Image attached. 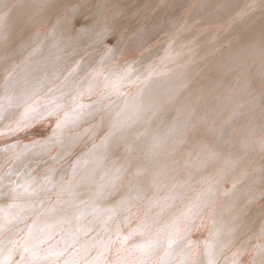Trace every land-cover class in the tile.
<instances>
[{
    "label": "rangeland",
    "instance_id": "1",
    "mask_svg": "<svg viewBox=\"0 0 264 264\" xmlns=\"http://www.w3.org/2000/svg\"><path fill=\"white\" fill-rule=\"evenodd\" d=\"M2 1H10L11 10L24 0ZM66 2L48 18L30 20L32 24L22 35L30 42L23 43L14 54L0 52V106L6 102L13 106L0 118V182L5 189L0 198V264H31L34 256L36 264H84L94 256L101 257L95 264H196L215 235L214 224L224 215L222 208L242 186L254 187L258 180L262 183L250 192L253 200L247 208L248 222L244 219L236 231L232 252H224L219 259L213 254L206 256L205 264H264V112L250 111L264 99V73L261 77L249 75L255 62L264 71V64H260L264 47L250 51L252 44L240 43L251 25L264 17V0ZM96 11L105 17L103 26L98 25L77 45L57 53L55 62H42L49 57L48 49L57 48L61 38H66L65 29L52 33L55 25L73 21L69 28V36H73ZM74 14L77 16L72 19ZM0 28L6 31L7 26ZM16 34L0 37V44ZM236 51L226 57V53ZM219 58V65H215ZM38 63L40 68H29ZM24 71L27 76L17 78ZM251 79L257 80L256 84L239 94L242 81ZM169 80H173L172 85ZM219 83V91L208 98H218L216 102L207 100L198 105L191 99L200 91L204 96ZM152 85L161 95L151 94L149 99L146 91ZM187 104L194 106L188 110L194 120L178 128L179 124L171 120L179 118ZM225 104H230L228 111L223 108ZM130 112L134 121L127 124L123 118ZM246 112L250 113L247 117ZM157 113L165 116L163 126ZM227 119L231 121L228 126ZM115 128H136L128 136L130 146L137 147L116 145L114 156L105 157L108 163L132 159L154 163L149 166L146 190L124 214L129 222L103 253L94 251L80 258L73 255L79 245L94 237L112 212L110 208L99 213V209L115 204L123 192L118 188L107 196L95 217L84 214L86 223L93 222L87 227H69L76 223V214L56 227L61 214L55 215L51 208L84 181L90 169L80 174L78 161L87 151L110 152L105 143L112 141ZM224 128H229L225 137ZM144 132L153 133L148 142L140 136ZM41 145L51 146L52 152L44 149L32 154ZM161 166L165 167L164 175L157 176ZM30 169L34 177L21 175ZM54 172L53 185L41 192L40 179ZM258 172V178L251 180ZM121 176L124 183L131 178L126 172ZM26 189L35 192L20 198L32 208L10 215L7 206ZM90 196L95 200L100 197L98 192ZM53 228L52 238L45 236ZM54 245L59 254L51 257L46 250ZM171 250L176 253L169 256Z\"/></svg>",
    "mask_w": 264,
    "mask_h": 264
},
{
    "label": "bare ground",
    "instance_id": "2",
    "mask_svg": "<svg viewBox=\"0 0 264 264\" xmlns=\"http://www.w3.org/2000/svg\"><path fill=\"white\" fill-rule=\"evenodd\" d=\"M66 1H68V0H24L20 4H18V6H16L15 9L11 8V10H9V7L11 5L10 1H8L7 3L6 2L4 3L2 0H0V26L2 24L7 26L6 31H4L3 29L0 28V37L10 35V33L18 32V34H16V37H18V39H16V37L15 38L12 37V39L5 41V43H3V44H0V52L1 53L7 52V54L10 52V53L14 54L21 47V45L23 43L26 44V43L30 42L31 40H29L28 38H23L25 36H22L25 33V30L28 29V26L32 24V22H30V20H32L33 18L36 20L42 19V18H48L50 15L56 14L59 10H61L66 5V3H67ZM44 3L48 4V6L45 8H43V6H42V4H44ZM31 5H34L35 8L34 9L31 8L30 7ZM82 10L80 9V11H82ZM75 16H77V15L74 14L72 19H74ZM102 18H103V14L100 11L94 12L93 14H91V16H89L87 18V20L83 21V23L81 24L77 33L74 34L73 36H69V34H70L69 28L73 25V23H72L73 21L72 22L71 21H60L58 23L57 27H56V25L53 27L54 30L52 31V33L59 32L62 29H65V30H67V32L65 33L66 38L60 37L61 38L60 45L57 46V48H51L50 47L48 49V52H47L49 57L44 59L42 62L44 63L45 60L49 63H51L52 61L55 62V59L53 57H55V55L57 53L61 52L63 49H65V51H67L71 45H74V46L77 45L81 41V38L83 35H85V34L91 35L94 28L98 27V25L100 27L103 26L106 21H105V17L103 18V20L100 21V19H102ZM95 19H99V20L97 21ZM92 20H93V22H92ZM251 26H253L252 29L248 30L246 32V35L242 38V41L240 43H244L245 41H247V43L252 44L251 45L252 48L250 49V51L261 50V48L264 47V37H262L264 35V17L258 19L256 21L255 25H251ZM252 33H253V35H252ZM20 38H22V39H20ZM240 43H238V44H240ZM235 50H237V49H235ZM237 52L238 51H236L234 53H226L227 54L226 57L228 56L230 58L231 55L233 56V54H236ZM231 60H233V59H231ZM234 60H236V59H234ZM220 61H221V58H219L216 61L215 65H219ZM256 63L257 62H255L254 64H252L250 66L251 71L249 72V75L254 73L252 76L261 77V75H262V73H264V71L262 69H258V66L256 65ZM40 64L41 63L32 65L29 68H31V69L40 68L41 67V66H39ZM260 64H264V56L260 60ZM24 76H27V73L25 71L17 74V78H23ZM221 79L224 80L225 78H221ZM172 81L169 80V83L171 85L173 83ZM175 82H177V81H175ZM242 82H243V84L241 86V89H238L239 94L247 92L248 88L253 87L256 84L257 80L251 79L249 81L244 80ZM221 85H222V83L215 84V85H213L211 92H207L204 96H202L201 95L202 93H200L201 92L200 91L198 93V96L193 95L194 97H192L191 99L193 100V102L198 103V105H201L202 103H204L207 100L210 101L209 99H210V96L212 95V93L219 91ZM166 87H164V88H166ZM210 87L211 86H209L208 88H210ZM204 88H203V90H204ZM252 90H254V89H252ZM146 92H148V95H147L148 98L150 97L151 94H154L155 96L161 95L160 90L155 89L154 86L152 88L148 89ZM146 92H145V94H146ZM25 93H27V91ZM239 98H240V96H239ZM239 98H238V101H240ZM217 99L218 98L213 97L210 102H216ZM263 100L260 103H257L254 106H251L250 111H256L257 113L258 112H264ZM175 102H176V100H175ZM150 104L151 103H149V105ZM11 105H12V102H6L5 104H1V106H0L1 107L0 118H1V115H3V113H5L4 111H7V109L13 108V106H11ZM229 105L230 104H228V105L225 104L223 106V108L228 111L230 108ZM157 106H159V105H157ZM180 106H182V105H180ZM186 106H187L186 108H184V109L182 108L183 114L179 111L180 113H178V115H177L179 118H176V119L174 118L173 120H171L174 122V124H179L178 128H184V125L186 123L190 122L191 120H194V115H190L188 112V110L190 111L191 104H189V106L187 104ZM237 107H238V109H244V107H241V106H237ZM192 108H194L193 105L191 106V109ZM135 110H137V109H135ZM145 111H147V110H145ZM156 111L157 110H155V112ZM154 113H152V114L154 115ZM207 113H209V112H207ZM228 114H227V116H228ZM249 115H250V113L246 112V117ZM227 116H226V118H227ZM124 117H126V118H123V121L127 122V124L134 121L133 120L134 116L131 112L126 114ZM203 117H205V116H203ZM252 117H253V115H252ZM143 118H144V116H143ZM156 118L161 119V126H163L165 124V122H166L165 116L157 113ZM168 118H170V116H168ZM140 119H142V118H140ZM227 121L228 122H226V124L228 126L229 124H231V121L229 119H227ZM170 122H169V124H170ZM244 125H245V122L241 123V127H244ZM135 129L136 128H115L113 130V134H114L113 136L114 137H113L112 141H108L105 143L107 145V150L110 149L109 150L110 152L108 154H106L104 152L100 154L99 149L95 150V148H91L89 151H87V153L83 157H81V159L78 161V165H80V171H79L80 174L82 172H84L85 170L90 169L89 173H87L85 176H83L84 181L80 182L77 185V190L74 193H72L67 198H65L60 204L53 206L51 208L52 212L55 211V215L61 214V216L57 219L56 227L61 226V223L65 224L67 219L71 218V216L75 215V214L77 217V221L74 225H71L69 227L74 228V229L78 228V227H87V226L92 225L93 222L89 220V222L86 223L84 220L85 217L83 216L84 214L88 215L89 213H91L92 214L91 218L95 217L96 212L98 211L96 209H98L99 206L103 203V200L105 201V198H107V196H110V194L115 192L118 188H120L121 194L123 192V194L120 198H115L116 199L115 204L112 205V203H111V204L106 205L105 208L99 209V213L103 210L108 211V210H110V208L112 209V212L110 213L109 217L106 218L100 224L99 230L95 233V236L92 238L90 237L89 239H87L86 242H83L82 244L79 245V249H78L77 253L73 254L74 256H81L80 258H84V256L90 255L94 251L103 253V251L106 249L109 241L117 235L118 230L121 229L122 227H124L126 225V222H129L128 221L129 216L128 215L124 216V214L126 212H128L129 208H132L136 204L135 202H136L137 196L143 195L142 191L145 189L146 183L148 181L147 178H148V175L150 173L149 166L154 163V160H151V161L150 160H136V159L134 160L131 158L132 161H118V162H115L112 164V163H108L105 159V157L107 155L108 156H114L112 154V152L116 149V145L127 146L128 148L131 147L133 149L136 148L137 144L130 146V144H129V142L131 141L130 137H129L130 135L128 136V133L135 130ZM228 129L229 128L223 129L222 136H224V137L226 136L225 133L228 131ZM111 132H112V130H111ZM168 132H169V130H168ZM202 132L203 131H199L198 133L200 134ZM152 135H153V133H151V132H144L140 136L143 140H145V142H148L151 139ZM224 137H222V138H224ZM73 140H74V143H78L77 139H73ZM158 141H160V140H158ZM220 144H221V142L217 143V145H220ZM157 147H159V146H157ZM171 148H173V147H171ZM210 148H211V145L209 146V149ZM44 149H48L49 151L52 152L51 146L46 145L45 147H42V145H41V147L37 148V150H34V152L32 151V154L38 155ZM115 155H117V154H115ZM138 155H139V153H138ZM138 155H137V157H138ZM140 157H143V156H140ZM56 161H57V157L53 158L51 160V163L55 164ZM58 161H59V159H58ZM155 162H157V161H155ZM20 164H21L20 166H22L23 162H21ZM20 166H19V168H20ZM169 167H171V166H169ZM164 169H165L164 166L159 167L157 169L156 175L157 176H163L164 175V172H163ZM15 170L16 169H14L11 173H14ZM124 172H126V174H129V176L131 177L128 182L125 181L126 183H124L122 181V176H121V175H123ZM21 175L28 179V178L34 177L35 172L32 169H30V170L23 172ZM56 175H57L56 172H54L53 174H50L48 176V178H46V179L41 178L40 179V181H42L41 187H40L41 192H44L46 190H49V188H51V186L53 185V182L56 180ZM259 175H260V172L252 175L251 180H255L256 177L258 178ZM2 183L3 182H0V198L3 197L4 192H5V189H2V186H1ZM261 183L262 182H260L258 180L255 185L258 186ZM256 186H254V187L253 186H245V185L242 186V188L239 189V192L236 193L235 196L222 208L221 211H222V214H224V215L221 217L219 216L217 219V222L214 224V234L215 235L209 241L206 254L201 256V257H198L196 264H205V261H206L205 257L206 256H211L213 254L212 256L219 259L220 257L224 256V254H223L224 252H228V251L232 252V250L235 246V242H236V235H235L236 231L238 230V228H240V226H241L240 224L243 222L244 219H246V221L248 222L249 215H247V213H248L247 208H248L250 202L253 200L251 197V195H253V194L250 192H251V189H254ZM30 192H35V191H32V189H26L23 191V193L19 192V195H17L15 199H12L11 204H9L7 206V212H10V215H13V214L17 215V213L20 211H25L27 209L32 208V207H29L30 203H28V202L25 203L20 198L21 196H24V195L30 196V195H28V193H30ZM92 192H98L100 195L98 200L100 198L101 199L98 201V200H95L94 198H92L90 196V194ZM120 195H118V196H120ZM35 198H33L32 200H34ZM90 198L92 200L90 202H88L87 204L84 203V205L82 206V203L85 200L87 201V199H90ZM79 204H80V207H77ZM94 210H95V212H94ZM13 211H14V213H13ZM61 212H63V213H61ZM77 213H80L82 215H77ZM20 217L21 216H17V219H19ZM112 219H115L114 223H111ZM72 221H74V220H72ZM53 227H54V225H53ZM53 229H54V231L52 230V232L46 234L45 236L52 238L53 235H51V234H55V228H53ZM81 230H83V229H81ZM85 231L88 232L87 229ZM241 233L242 232L240 231V233L238 235V239H240ZM93 238H96V239L92 240ZM231 238L233 241H231ZM222 244H223V247H222ZM225 247H226V249H224ZM46 252H48L51 255V257H54L55 255L59 254V251L56 250L55 245L49 247L46 250ZM175 253H176L175 251L171 250L169 253V256H171L172 254H175ZM143 255H145V254H143ZM100 258H101L100 256H94V257L86 260L84 264H95L96 262L98 263ZM39 260H40V258H39ZM31 264H36V257L35 256L32 258ZM37 264H39V263H37ZM70 264H71V261H70Z\"/></svg>",
    "mask_w": 264,
    "mask_h": 264
}]
</instances>
